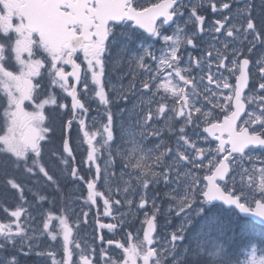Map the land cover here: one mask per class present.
I'll use <instances>...</instances> for the list:
<instances>
[{
    "label": "flooded vegetation",
    "instance_id": "flooded-vegetation-1",
    "mask_svg": "<svg viewBox=\"0 0 264 264\" xmlns=\"http://www.w3.org/2000/svg\"><path fill=\"white\" fill-rule=\"evenodd\" d=\"M111 1L115 5V8L112 7L114 11L107 12H115L116 21L107 22L110 16L96 17L90 13L96 11V2H88L83 19L85 28L88 24L91 31L89 39L81 41L73 55L67 42L54 55L49 46L41 43L37 33L26 28L21 15L25 0H0V203L5 198L7 171L13 166L16 171L18 164L21 169L24 159L28 162L37 159L39 154L36 112L39 97L44 99L56 85L63 96V109L71 110L68 94L73 86L70 76L72 61L80 72L77 93L83 108L73 121V128L79 126L83 132L77 140L78 144L73 141L79 165L78 175L83 179L81 183H75L83 189L86 182L92 181L95 188L102 190L99 175L83 162L86 156L83 126H92L97 116L101 117V121L104 119L98 113L103 105L114 112L115 125L119 121H126L120 115L119 106L128 107L131 114L129 122L150 126L145 143L152 145L155 141L158 149L172 152L178 139L177 133H189L200 112L195 110L193 104L186 102L184 95L178 100V79L182 83L187 79L189 90H193L196 83L221 84L225 81L223 83L230 85L233 91L226 110L215 114L213 111L210 118L205 119V126L210 128L211 134V137L206 138L211 150L208 157L213 159L209 173L230 153V146L221 142L227 136L220 135L214 128L234 109L232 96L242 63L248 73L244 94L246 111L237 121L234 133L247 130V135L264 140V0H247V3L246 0ZM158 5H163L160 12L156 13L159 19L154 20L153 34L148 35L136 23L149 20L150 17H144L145 11ZM74 7H80L77 0L63 2V9L70 19L74 17L71 11ZM72 22L75 33L79 34L84 25L75 19ZM143 26L146 30L150 29L148 24ZM96 28L108 31L106 44L97 43L93 35ZM177 29L184 31L185 40L182 42L178 38V50L175 49L178 55L176 58H159L161 48L163 50L166 45V35L170 39V34ZM150 40L153 46L144 49ZM154 48L155 53L152 50ZM58 71L66 75V86L56 78ZM166 82L173 87L167 89ZM103 86L107 92H103ZM251 95H255L257 99L254 100L257 101L250 102ZM49 101L47 99V103ZM254 119L256 122H253ZM10 144H13L12 147ZM120 148V151H112L114 167L110 174L117 173L122 164L120 157H127L124 146ZM247 154L264 156V146L248 148L241 155L231 154L227 160L229 175L241 169L240 159ZM199 155L204 157L202 153ZM91 157L94 160L92 154ZM97 157L102 159V153ZM195 157L197 159L198 156ZM223 185L232 193L236 191L242 201L248 202L247 194L234 190L229 182ZM255 200L264 203V191L256 192L249 202ZM95 203V217L104 220L105 202L97 197ZM3 221L0 213V235L7 232ZM119 226L113 230L102 229L103 238L117 239L127 245L125 234L120 231L122 225ZM128 236L132 237L130 234ZM101 244L104 246V242ZM131 250L137 258L142 257L145 251L142 244L131 246ZM159 257L156 253V264H166Z\"/></svg>",
    "mask_w": 264,
    "mask_h": 264
},
{
    "label": "rangeland",
    "instance_id": "rangeland-1",
    "mask_svg": "<svg viewBox=\"0 0 264 264\" xmlns=\"http://www.w3.org/2000/svg\"><path fill=\"white\" fill-rule=\"evenodd\" d=\"M170 35V39L168 35H166V45L163 50L161 48L159 58H176L177 56L174 51L175 49L176 51L178 50V38L181 41L184 39V31L177 29ZM184 41L185 40L182 42ZM149 43L150 44L144 49L154 44L152 41ZM152 50L155 53L156 49L154 48ZM166 84L167 89L173 87L167 82ZM195 87L193 90H189L178 79V95L182 92L187 94L190 100L189 105L193 104L197 111L198 106L195 105V101L197 100L196 96L198 89ZM215 88L218 90L222 89L220 91L222 93L226 91V85L223 82L221 84L214 83V90ZM217 96L219 98L218 93L215 91L214 97L212 98L217 99ZM219 102V100H215L213 104L219 106ZM216 110L217 109L214 110V114ZM42 111L44 112V109L40 106L36 110L38 125L41 128L38 132V135L40 134L39 139H42L41 136L44 134L41 121ZM209 112H212L211 108H209ZM198 124L203 125L202 122ZM122 125L123 124H120L119 127ZM137 127L139 128L140 136H138L139 133L137 131L132 129V126L121 127V135L125 139V142L123 138L121 141H118L120 137L114 142L116 138L112 126H109L108 130H106L104 126H98L89 131L91 138L93 141H96V147H99V149L102 148V145H105L106 151H111L112 149H118L120 151L121 145H124V150H127L136 157L135 163L141 162L142 160V163H149L148 166L144 167V170L148 172L143 175H149L153 180L149 183L150 185L138 183V186L135 187L130 179L132 176L138 178V173L132 176L129 175L127 180L123 179L119 186H116L113 182L110 183V177L106 173L103 174L108 182L105 186V191L113 199L112 204L116 216L124 220L126 224H133L132 227L134 228L137 225V222L133 223L135 220L138 219V224L142 220L145 222L147 215L144 212L145 210L141 209L140 205H138V198H146L151 205L152 211L162 212V214L165 215L171 214L172 217L167 216L165 218L162 216L163 220L159 221V225L157 226L158 232L156 235L157 237H155L157 242L156 250L160 253L162 261L166 262L167 259L171 261L173 256L170 251L174 248H178V253L175 257H178L179 264L187 251V245L191 242H193V246L194 243H197L199 245L202 244V246L205 245L209 250L215 249L217 243L211 238V235H209L213 232L211 223L214 219L213 216L211 215L209 217L211 221L206 217L199 226H197L195 222L200 212L207 208V205L202 199V193L204 191L202 174L196 173L188 166H185L180 160V155H193L194 151L197 149H205V142L202 139L203 136L201 132L194 134L191 142L178 138L174 152H165L161 155L152 153V150L142 146L140 140L143 139V126L137 125ZM93 134L98 135V137H94ZM115 144H117V146ZM10 145L12 147L13 144ZM154 150L155 149H153V151ZM57 156L61 155L57 154ZM54 160L57 161L56 158H54ZM55 161L53 162L52 172L53 174L57 173L58 177L64 179L63 169L62 167L59 169L60 165L56 164ZM107 164L110 165L109 161L104 160L103 167H106ZM200 166L204 165L202 164ZM259 166V164L252 163L243 167L245 173L240 175L238 179L242 183L244 191L248 192L250 190V192H254L252 188L255 189L257 180L261 186L264 184V165L261 168H259ZM23 169L24 171L17 172L16 174L9 171V174L6 176L5 198L0 205V213L2 218H4L3 223L7 227V234L0 236V258L3 264H16L18 262L20 263L22 259L27 260L28 258L30 259L27 261L23 260L21 263L59 264V252L62 246L57 231L58 219L61 218L66 211L72 212L73 210H78L77 218L73 217L72 220L74 222V224L72 223V228L74 234H76V238H74L72 242V250L76 252L77 256L75 264H82V260H85L82 255L85 253L93 259V264L110 263L113 261V258L117 260V256L111 258L109 261L105 260L103 253L98 251L97 246H95V241L93 237L90 236L89 229L87 228L88 221L86 216H88L91 207L85 202L79 204L78 200L75 198L71 200L69 195L72 193V190L68 191V184L65 179L63 183L65 188L64 196L68 198V200H65V204L70 203V206L67 210L64 204L63 206H59L58 211L50 210V212L49 205L48 207L41 204L43 196L39 191L42 180H47L46 176H41L39 172L45 171L41 168L37 171L35 167L30 171L26 168ZM144 170L142 172H144ZM34 171L38 172L37 175H34ZM103 171L107 172L104 169ZM157 173L160 175V178H157ZM167 174L170 178V183L166 185L164 191H161L160 183L167 177ZM60 191L61 190L56 192L58 199H60L58 196ZM251 196L252 195L247 196V201L251 199ZM73 203H75V207L72 206ZM192 227H194V229ZM141 233V231L140 233L138 231L135 233L133 232L134 238L140 242L142 241ZM206 237L208 239H205ZM196 238H198L197 241ZM177 240L178 245L175 246ZM19 251L21 253H19ZM28 252L32 253L31 257H29ZM113 255L115 256V251ZM117 261H120V259ZM242 264H261V259L257 258V254L254 251H250L247 255V259L244 260Z\"/></svg>",
    "mask_w": 264,
    "mask_h": 264
},
{
    "label": "water",
    "instance_id": "water-1",
    "mask_svg": "<svg viewBox=\"0 0 264 264\" xmlns=\"http://www.w3.org/2000/svg\"><path fill=\"white\" fill-rule=\"evenodd\" d=\"M62 0H26V4L22 8V16L26 21L27 27L30 30L38 32L40 38L49 42L57 33L64 32L65 21L64 16L60 10V4ZM103 2V1H102ZM104 3V2H103ZM104 7L106 4L103 5ZM151 14V13H148ZM54 39L59 40V37H54ZM62 40V39H61ZM61 42V41H60ZM72 104L74 111L79 108V103L76 99L75 87L72 90ZM69 125L67 126V135H68ZM64 150L66 154H71L70 148L68 145V139H65ZM75 171V170H74ZM215 178L211 179L212 183ZM208 186L203 194L205 201L210 203H223L226 207L234 206L240 215L250 217L254 221L264 225V208L259 205L255 206L253 211H250L246 206L238 203L236 198H230L225 194L218 186L215 184H210L208 181ZM88 189L91 191L92 187L89 186ZM154 223L151 218L145 227L144 238L147 241V244L151 243V238L154 233ZM71 232L67 231L63 240L65 243V252L66 260L65 264H70L68 245L70 241ZM113 245H119L118 243L110 242ZM129 264H134L133 260L127 257ZM125 263V262H124ZM123 263V264H124Z\"/></svg>",
    "mask_w": 264,
    "mask_h": 264
},
{
    "label": "trees",
    "instance_id": "trees-1",
    "mask_svg": "<svg viewBox=\"0 0 264 264\" xmlns=\"http://www.w3.org/2000/svg\"><path fill=\"white\" fill-rule=\"evenodd\" d=\"M217 212L220 221L216 224L214 239L220 254L211 253L202 244L193 246L191 242L187 245L190 247L180 260V264H237L243 257L244 249L251 244H255L264 256V228L241 218L239 224L236 217L227 215L222 209Z\"/></svg>",
    "mask_w": 264,
    "mask_h": 264
}]
</instances>
